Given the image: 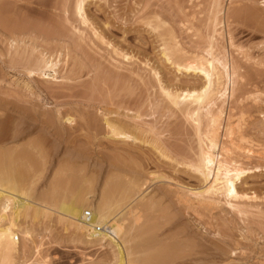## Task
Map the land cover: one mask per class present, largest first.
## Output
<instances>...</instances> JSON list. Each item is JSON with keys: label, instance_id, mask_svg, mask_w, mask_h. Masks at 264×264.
Returning a JSON list of instances; mask_svg holds the SVG:
<instances>
[{"label": "rangeland", "instance_id": "374dc122", "mask_svg": "<svg viewBox=\"0 0 264 264\" xmlns=\"http://www.w3.org/2000/svg\"><path fill=\"white\" fill-rule=\"evenodd\" d=\"M76 1L0 0V161L20 175L18 189L51 208L35 217L33 241L19 235L25 250L14 264H117L115 245L90 243L52 209L59 181L91 213L109 192L108 218L120 223L131 260L161 251L173 257L140 264H264V0H85V23ZM170 36L185 56L206 57L212 43L235 72L226 96L200 111L198 131L164 92L204 81L162 56ZM41 54L57 63L55 71L31 70ZM206 109L218 117L215 133L229 150L227 161L247 171L234 199L198 195L205 183L190 166L198 160V133L206 142ZM105 119L133 140L109 134ZM130 178L139 179L138 193L123 200L116 184Z\"/></svg>", "mask_w": 264, "mask_h": 264}, {"label": "bare ground", "instance_id": "6f19581e", "mask_svg": "<svg viewBox=\"0 0 264 264\" xmlns=\"http://www.w3.org/2000/svg\"><path fill=\"white\" fill-rule=\"evenodd\" d=\"M84 1L85 0H77L76 4H75V10L76 13L78 14V16L81 18V21L83 23H85L86 21V15L84 13ZM219 8V7H218ZM217 11V9H216ZM227 14V13H226ZM227 19V17H225ZM6 19V18H4ZM216 19V17H214V20ZM218 19V18H217ZM216 21H214V25ZM224 22V21H223ZM15 24V23H14ZM18 24V23H17ZM224 24V23H223ZM11 25V24H10ZM19 25V24H18ZM213 25V26H214ZM227 25V24H226ZM154 26V25H153ZM152 26V28H153ZM8 27V26H7ZM159 24L154 26V29L158 28ZM151 28V29H152ZM216 28V27H215ZM153 29V30H154ZM15 30V29H14ZM215 31V29H214ZM169 32V31H168ZM171 34V33H169ZM168 34V35H169ZM173 35V34H172ZM162 36V35H161ZM14 37V36H13ZM159 37V36H158ZM171 39L173 40L172 43H168L166 42L167 39H165L166 41L163 43L162 45V49H160L162 56L166 59V61H170L171 64L175 65L177 70H183L185 72H193L198 73L200 75H202V77L204 78L203 83L200 86H197L193 88H187V89H181V90H164V92L166 93L167 97L170 99V101L172 102V104H174V106H180V108L184 107L186 110V112L188 111L189 117H191V119L194 121L193 123L195 124L194 126L196 127V130H199V126L201 121V116H200V111L205 107L212 105L215 101H217L218 99H223L226 96V91L227 89H229L227 87V84H229L228 82H230V84H233L234 80L232 79V75L235 72H232L229 69V66L227 65V62L222 61V59H219L221 56L218 57V53L215 54V52H213V46L212 43L209 45V48L207 49L206 53L207 56H198V55H192L190 56V54L188 56H185L186 54H184L182 48H180L181 46H179L178 41H175V37L174 36H170ZM168 38V37H167ZM163 39V38H162ZM213 39V38H212ZM170 40V39H169ZM12 42V41H11ZM163 42V41H162ZM210 43V42H209ZM214 43V42H213ZM162 44V43H161ZM217 51V50H215ZM198 54V53H197ZM42 56V54H41ZM223 58V57H222ZM36 59V58H35ZM52 59V58H51ZM34 68H31V70H36L38 72H40L42 75L44 73V69L49 68L53 71H55V65L57 64L55 61L53 62L52 60H50L47 56H42V58L40 59V57L38 58L37 61H34ZM32 67V65H31ZM234 69V67H232ZM30 69V68H29ZM30 71V70H29ZM197 75V74H196ZM224 79H226V82L224 81ZM199 85V84H198ZM232 86V85H231ZM169 88V87H168ZM179 88V87H177ZM164 93V94H165ZM230 93V92H229ZM209 109V108H208ZM207 110V109H206ZM205 110V111H206ZM183 111V110H182ZM184 112V111H183ZM185 113V112H184ZM207 115H208V123H207V127H209V129L207 130V133L204 135V139H206V142L203 141V139L200 137L199 133H198V138H199V143L200 145L199 147V154H197L198 156V160L192 164L190 167H193V169L195 170L194 172H198L200 174V176L202 177L205 185L203 187V189L199 192V196L201 198L203 197H207L209 198H213V195L215 194H219L221 193V195L223 194L225 197L229 198V199H234L237 198L239 195V191L237 189V182L238 180L242 177V175L245 173V169H243L244 167H241L242 165H240L237 162H230L227 161V157H226V153L227 150L226 147L223 145L225 142L223 141V143H221L219 145V142L217 140L216 136V129H218V117H214L208 110H207ZM187 114V113H186ZM187 114V115H188ZM203 114V113H201ZM211 114V115H209ZM67 115V114H66ZM103 117V116H102ZM207 117V116H206ZM48 118V117H47ZM75 120V119H74ZM218 122V123H217ZM24 123V122H23ZM104 123L107 124V127H109V134L111 135H115V136H125V137H131L132 140L134 138V136H131L128 134V131L126 129H124V127H122L121 125L117 124V123H113L110 122L109 120L105 119ZM51 125V124H50ZM209 125V126H208ZM193 126V127H194ZM230 126V124H229ZM217 127V128H216ZM22 128V127H21ZM107 130V131H108ZM202 133V132H201ZM231 133L229 127L226 125L225 127V135L229 136V134ZM17 134V133H16ZM232 136V135H231ZM230 137V136H229ZM227 138V137H225ZM135 140V139H134ZM231 140V139H230ZM204 145V146H203ZM227 145V144H226ZM215 148L219 149V153L217 152V154H214L213 150ZM162 150V149H161ZM7 151V150H6ZM19 153V152H18ZM28 153V152H27ZM10 154V153H9ZM15 154V153H14ZM30 154V153H29ZM226 154V155H225ZM248 154V153H247ZM1 155V154H0ZM16 155V154H15ZM161 155H164L167 157V154H165V152H161ZM3 156V155H2ZM10 156V155H9ZM17 156V155H16ZM228 156V155H227ZM4 157H8V155L4 156ZM16 158V157H15ZM29 158V157H28ZM2 159V157H1ZM5 159V158H3ZM17 159V158H16ZM21 159V158H20ZM234 159V158H233ZM232 159V160H233ZM8 160V158H7ZM28 160V159H26ZM231 160V159H230ZM6 161V159H5ZM14 162V159L11 160ZM10 161V162H11ZM17 161V160H16ZM23 161V160H22ZM25 161V160H24ZM2 160L0 161V264H14V260L16 257H19V255L21 254L22 251L24 250H20V239H19V235H21V238H24L25 242L26 239L33 241V235L35 233V231H37L36 226L37 220H36V216L37 215H42L43 213H46L47 210L51 209L48 204L43 203L42 201L36 202V200H32L26 192H23L22 190L18 189V187L16 186V181H15V177H20L19 176H14L12 175L15 174V171H11L12 167L10 166V163H6L3 160V164L1 163ZM6 165L9 164V166L4 167L2 165ZM193 163V162H192ZM17 164V163H16ZM29 164V163H28ZM34 164V163H33ZM189 164V163H188ZM35 165V164H34ZM21 166V164H20ZM29 166V165H27ZM26 167V166H25ZM30 167V166H29ZM17 168V166H16ZM19 168V167H18ZM36 168V167H35ZM66 168V167H65ZM71 168V167H69ZM75 168V167H74ZM15 169V168H14ZM26 169V168H25ZM78 169V168H77ZM76 169V170H77ZM248 169V168H247ZM20 170V169H19ZM21 170H24L23 167ZM28 170V169H27ZM65 170V169H64ZM63 170V171H64ZM118 170V169H117ZM123 170V169H122ZM17 171V169H16ZM62 171V172H63ZM70 171V170H69ZM72 171H75V169ZM126 171V170H125ZM20 172V171H18ZM65 172V171H64ZM67 172V170H66ZM79 172V171H78ZM247 172V171H246ZM59 173V172H58ZM73 173V172H72ZM71 173V174H72ZM67 174V173H66ZM64 174V175H66ZM71 174L69 176H71ZM78 174V173H77ZM118 174V173H117ZM24 175V172L23 174ZM63 175V174H62ZM127 175V174H126ZM245 175V174H244ZM14 176V177H13ZM116 176V174H115ZM128 176V175H127ZM130 176V175H129ZM61 177V176H60ZM63 177V176H62ZM65 180L66 177L68 176H64ZM72 177V176H71ZM77 177V176H76ZM121 177V176H119ZM135 178V176H133ZM15 178V179H14ZM22 178V177H21ZM70 178V177H69ZM73 178V177H72ZM70 178V179H72ZM79 178V177H78ZM129 178V177H128ZM134 178H130L129 181L127 180L126 182L124 181V183L118 182L116 184L117 190H120V194H118V196L120 195L123 198L126 199H130V197L133 196L134 192H136L138 185V180ZM139 178V177H138ZM20 179V178H19ZM18 179L19 182H21ZM60 179V178H59ZM63 178L61 179L62 182L65 181ZM70 179H67L66 184L70 183ZM109 179V178H108ZM118 179V178H115ZM114 179V180H115ZM132 179V180H131ZM23 180V179H22ZM57 180V179H56ZM122 180V179H121ZM59 181V180H58ZM72 181V180H71ZM76 181V179H75ZM78 181V180H77ZM76 181V183H77ZM117 181V180H116ZM120 181V180H119ZM61 181H59V184H57L55 186V190L54 192H50L52 194H50V199H56L57 201L51 205L52 209L55 210V212L58 213V217L59 219H63V221H65V223L67 224V226L69 225V227H73L74 231H80V233L82 234H86V239L87 241H89L90 243H94V244H99L101 245V243L107 241L110 244H113L117 247V254H118V259H117V264H140L139 260L143 262L145 261H150L152 260H156L157 262L159 261L160 257V262L162 259L164 260H170L169 257H167V255H165L161 250V252L165 255H158V254H162L161 252L159 253L158 249L156 253L157 255L151 256L148 255L150 257H146V258H140L139 260L137 258H134L136 260H131L129 257V254H131L129 252V254L127 255V253L125 254V243H124V247H121V243L123 244V241H125V239L123 240L122 237L119 238V236L121 234H123L120 231L121 225L118 221L119 224L116 223L117 220L115 219H109L108 218V214H107V208H108V201L106 199H108V197L106 198L107 193L109 192H104L102 195H104L100 201V203L98 204V207L96 210H94V212H90V217H85V211L82 206L80 205V202L83 201V197L81 198L78 197V199H73L71 197L72 193H70V197L68 196L69 194H65L66 191L68 192V190L64 189V185L62 183H60ZM74 182V181H73ZM106 182V181H105ZM112 182V181H111ZM141 182V179H140ZM139 182V183H140ZM58 183V182H57ZM64 183V182H63ZM65 184V183H64ZM75 185V182L73 183ZM108 184V183H107ZM115 184V183H114ZM19 185V184H18ZM72 185V183H71ZM142 185V184H141ZM202 185V183H201ZM21 186V185H20ZM52 186V187H54ZM67 186V185H66ZM109 186V184H108ZM111 186V185H110ZM106 188H108L107 186H105ZM22 188V186H21ZM67 188V187H66ZM74 188V186H73ZM110 188V187H109ZM141 188V187H139ZM185 188V187H184ZM105 189V188H104ZM113 189V188H111ZM107 191H109L108 189H106ZM138 191V190H137ZM85 192V191H84ZM115 192V191H114ZM113 192V194H114ZM188 193V192H187ZM242 193V192H241ZM192 194V193H191ZM197 194V193H195ZM30 195V194H29ZM109 195V194H108ZM107 195V196H108ZM49 196V194H48ZM138 196V195H137ZM242 196V195H241ZM111 197V196H110ZM179 197V196H178ZM187 197V196H186ZM197 197V196H196ZM215 197V196H214ZM118 198V197H117ZM181 198V196L179 197ZM178 198V199H179ZM204 198V199H205ZM206 198V199H207ZM211 198V199H212ZM48 197V200H50ZM54 199V201H55ZM119 199V198H118ZM116 199V200H118ZM121 199V198H120ZM142 199V198H141ZM124 200V199H123ZM190 200V199H189ZM214 200V199H213ZM107 201V202H106ZM201 201V200H200ZM52 201H50L51 203ZM130 202V201H129ZM195 202H197V200H195ZM205 202V200H204ZM53 203V202H52ZM182 203V202H181ZM184 203V202H183ZM211 203V202H210ZM82 204V203H81ZM132 204V203H131ZM130 204V205H131ZM158 204V203H157ZM185 204V203H184ZM201 204H203L201 202ZM130 205H127L128 208L130 207ZM133 205V204H132ZM194 205V204H193ZM154 206H156V204H154ZM189 206V205H188ZM187 206V207H188ZM133 208V206H132ZM132 208H129L132 211ZM156 208V207H155ZM162 208V207H161ZM158 209V208H157ZM160 209V208H159ZM130 211V212H131ZM163 211V209H162ZM42 212V213H41ZM49 212V211H48ZM47 212V214H48ZM164 213V212H163ZM50 215V214H49ZM136 215V214H135ZM39 217V216H37ZM44 217V216H42ZM137 217V216H136ZM144 217V216H143ZM47 218V217H46ZM148 218V217H147ZM167 218V217H166ZM159 219V218H158ZM39 221V220H38ZM137 221V220H136ZM150 221V220H149ZM60 222V220H59ZM156 222V221H155ZM163 222V221H162ZM171 222V221H169ZM42 223V222H41ZM40 223V224H41ZM64 223V224H65ZM144 223V222H142ZM148 223V221H147ZM131 224V223H130ZM152 224V223H151ZM166 224V223H165ZM39 225V224H38ZM100 225L103 226L104 229L101 230H97L96 226ZM147 225V224H146ZM66 226V225H65ZM149 226V224H148ZM152 226V225H151ZM125 227V226H124ZM123 227V228H124ZM153 227V226H152ZM128 228H130L128 226ZM140 228V226H139ZM151 228V227H149ZM159 228V227H158ZM157 228V229H158ZM122 229V228H121ZM131 229H132V225H131ZM130 229V230H131ZM147 229V228H146ZM156 229V230H157ZM127 230V228L125 229V231ZM141 230V228H140ZM145 229H142V231ZM149 230V229H148ZM152 230V229H151ZM120 231V234H119ZM129 230H127L128 232ZM124 232V233H127ZM150 232V231H149ZM152 232V231H151ZM141 233V232H140ZM145 233V232H144ZM153 233V232H152ZM147 234V233H146ZM150 234V233H149ZM178 235V234H177ZM176 235V236H177ZM123 236V235H122ZM124 237V236H123ZM153 237V235H152ZM151 237V238H152ZM172 237V236H170ZM179 237V236H178ZM185 237V236H184ZM135 238V237H133ZM139 238V236H138ZM149 238V237H147ZM177 238V237H176ZM120 239H122V242H120V244L117 242V240L121 241ZM22 240V239H21ZM23 240V241H24ZM128 240V239H127ZM132 240V239H131ZM143 240V238L141 239ZM148 240V239H147ZM150 240V239H149ZM152 240V239H151ZM165 240V239H164ZM135 241V240H134ZM163 240L161 239V242ZM167 241V240H166ZM172 241V240H171ZM22 242V241H21ZM106 242V243H107ZM133 242V241H132ZM143 242V241H142ZM141 242V243H142ZM146 242V241H145ZM165 242V241H164ZM177 242V241H176ZM134 243V242H133ZM137 243V241H136ZM158 243V242H157ZM180 243V242H179ZM145 244V243H144ZM152 244V242H151ZM178 244V243H177ZM183 244V243H182ZM112 245V246H113ZM136 245V244H135ZM140 245V244H139ZM146 245V244H145ZM154 245V244H153ZM161 245H163L161 243ZM172 245V244H171ZM155 246V245H154ZM169 246V243L168 245ZM173 246V245H172ZM182 246V245H180ZM185 246V245H184ZM189 246V245H188ZM22 247V246H21ZM24 247V246H23ZM38 247V246H37ZM129 247V245H128ZM127 247V248H128ZM132 247V245H131ZM130 247V248H131ZM135 247V246H134ZM142 247V246H141ZM148 245L147 248L148 249ZM171 247V246H170ZM25 248V247H24ZM162 248V246H161ZM165 248V247H164ZM129 249V248H128ZM145 249V248H143ZM142 249V250H143ZM145 249V250H146ZM152 249V248H150ZM160 249V248H159ZM180 249H183L180 248ZM192 249V248H191ZM27 250V249H26ZM132 250V249H131ZM141 250V249H140ZM174 251V249H172ZM176 250V249H175ZM179 250V249H177ZM30 251V250H29ZM148 251V250H147ZM154 251V249H153ZM156 251V250H155ZM154 251V252H155ZM164 251V250H163ZM167 251V250H166ZM170 251V249H169ZM191 251V250H190ZM27 252V251H26ZM114 252H116L114 250ZM132 252V251H131ZM139 252V251H138ZM143 252V251H142ZM149 252V251H148ZM152 252V251H151ZM147 253V252H146ZM201 253V252H200ZM139 254V253H137ZM167 254V253H166ZM169 254V253H168ZM176 254H178V251L176 252ZM186 254L183 252V255ZM143 257L144 253H142ZM141 255V256H142ZM147 255V254H146ZM170 256H172V253L169 254ZM174 255V254H173ZM182 255V254H181ZM180 255V257H181ZM129 256V257H128ZM134 256L136 257V255L134 254ZM157 256L159 259L157 260ZM177 256V255H175ZM185 256V255H184ZM188 256V255H187ZM128 257V258H127ZM132 258V257H131ZM154 258V259H153ZM168 258V259H167ZM171 260L170 262L173 260V257H170ZM179 258V257H178ZM177 258V259H178ZM130 259V260H129ZM175 259V257H174ZM116 260V259H115ZM152 260L150 262H152ZM154 260V261H155ZM163 260V261H164ZM180 260V259H179ZM184 260V259H183ZM130 261V262H129ZM138 261V263L136 262ZM153 261V262H154ZM169 261H166V263H168ZM169 262V263H170ZM184 262V261H183ZM149 263V262H148ZM165 262H163L164 264ZM186 263V262H185ZM144 264V263H142ZM150 264V263H149ZM153 264H157V263H153ZM159 264V263H158Z\"/></svg>", "mask_w": 264, "mask_h": 264}, {"label": "built area", "instance_id": "2783aa9c", "mask_svg": "<svg viewBox=\"0 0 264 264\" xmlns=\"http://www.w3.org/2000/svg\"><path fill=\"white\" fill-rule=\"evenodd\" d=\"M90 212H91V210H86L85 211V217H90ZM96 229L97 230H101V229H104V227L103 226H100V225H97L96 226Z\"/></svg>", "mask_w": 264, "mask_h": 264}]
</instances>
